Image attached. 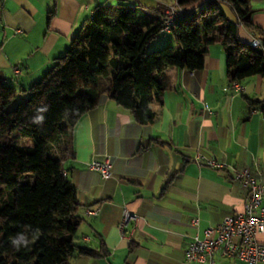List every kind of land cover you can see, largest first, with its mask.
<instances>
[{
	"label": "crops",
	"instance_id": "1",
	"mask_svg": "<svg viewBox=\"0 0 264 264\" xmlns=\"http://www.w3.org/2000/svg\"><path fill=\"white\" fill-rule=\"evenodd\" d=\"M140 1L163 10L175 0ZM107 2L113 0H0V73L6 82L25 89L40 79L93 8ZM249 6L252 23L264 30V0H249ZM239 38L249 42L256 35L240 24ZM164 73L168 85L161 101L151 103L152 122H136L104 95L75 125L63 169L80 203L76 242L102 249V255L75 250L67 264H208L186 262L185 251L225 215L242 212L247 190L233 171L247 167L264 184V77L231 82L220 43L207 46L200 70L168 66ZM249 99L262 103L250 107ZM103 157L111 162L105 178L88 166ZM87 209L97 212L87 215ZM124 211L136 219L121 228ZM256 238L264 241V233ZM213 258L243 264L219 252Z\"/></svg>",
	"mask_w": 264,
	"mask_h": 264
},
{
	"label": "trees",
	"instance_id": "2",
	"mask_svg": "<svg viewBox=\"0 0 264 264\" xmlns=\"http://www.w3.org/2000/svg\"><path fill=\"white\" fill-rule=\"evenodd\" d=\"M176 2L188 10L169 31L178 47L148 49L163 32L166 16L159 6L113 0L96 5L65 53L40 79L20 89L28 93L25 100L15 103L17 89L0 73V264H67L75 250L102 255V249L76 242L80 203L63 169L75 125L102 96L128 110L136 122L150 123L151 103L161 101L168 85L164 70H200L213 43L223 47L231 82L264 77V30L252 23L249 0ZM240 24L261 47L239 38ZM37 116H43L41 123L33 122ZM16 134L31 136L33 144L18 145ZM20 235L25 239L14 245L12 239Z\"/></svg>",
	"mask_w": 264,
	"mask_h": 264
},
{
	"label": "built area",
	"instance_id": "3",
	"mask_svg": "<svg viewBox=\"0 0 264 264\" xmlns=\"http://www.w3.org/2000/svg\"><path fill=\"white\" fill-rule=\"evenodd\" d=\"M166 24H163L162 31L169 32L171 20L175 15L182 14L188 10L179 6L176 0L164 5ZM251 44L260 47L257 39ZM16 78L20 76L18 67L13 69ZM218 167H225V164H215ZM88 166L97 170L102 177H109L111 174V162L109 158H93ZM232 177L241 182L247 190V199L244 203L242 212L236 215H225L221 222L216 226H210L204 230V236L193 237L185 251L186 262H207L217 264L213 258L214 253L219 252L222 257L233 258L243 264H264V241L256 238L257 234L264 233V184L252 174L247 168L243 167L233 171ZM95 209H87V215L96 214ZM136 216L129 211H124L121 228L135 220ZM193 224L197 219L192 220Z\"/></svg>",
	"mask_w": 264,
	"mask_h": 264
},
{
	"label": "rangeland",
	"instance_id": "4",
	"mask_svg": "<svg viewBox=\"0 0 264 264\" xmlns=\"http://www.w3.org/2000/svg\"><path fill=\"white\" fill-rule=\"evenodd\" d=\"M171 0H168L170 2ZM93 4V3H92ZM176 40L172 34V32H160L156 39L150 44L148 49L150 50H156L159 49L165 45H174L175 46ZM113 75V71H110V76ZM8 84H13L15 88L17 89V97L15 99V103L20 100H25L28 97L27 92L20 91V88L17 87L15 83H12V80L9 79ZM14 141L18 145H24V146H31L33 144V138L29 135H22V134H16L14 136Z\"/></svg>",
	"mask_w": 264,
	"mask_h": 264
},
{
	"label": "clouds",
	"instance_id": "5",
	"mask_svg": "<svg viewBox=\"0 0 264 264\" xmlns=\"http://www.w3.org/2000/svg\"><path fill=\"white\" fill-rule=\"evenodd\" d=\"M38 111H43V109H39ZM43 119H44L43 116H37V117L34 118L33 122L41 123L43 121ZM36 234H38V230H37ZM34 238H35V234H34ZM24 239H25V237L23 235H20V236H18V238H13L12 239V243L14 245H18L20 243V241H22Z\"/></svg>",
	"mask_w": 264,
	"mask_h": 264
},
{
	"label": "bare ground",
	"instance_id": "6",
	"mask_svg": "<svg viewBox=\"0 0 264 264\" xmlns=\"http://www.w3.org/2000/svg\"><path fill=\"white\" fill-rule=\"evenodd\" d=\"M181 15H182V14H178V15H175V16L173 17V19L171 20V28H172V26L174 25V23H175V21L177 20V18H178L179 16H181ZM164 24H166V17H165V19H164ZM257 44L261 47L260 40H257ZM251 46H253V47H258V46L253 45V44H251Z\"/></svg>",
	"mask_w": 264,
	"mask_h": 264
}]
</instances>
